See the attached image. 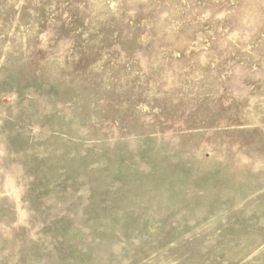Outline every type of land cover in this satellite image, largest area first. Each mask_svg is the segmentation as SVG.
<instances>
[{"label": "rangeland", "instance_id": "rangeland-1", "mask_svg": "<svg viewBox=\"0 0 264 264\" xmlns=\"http://www.w3.org/2000/svg\"><path fill=\"white\" fill-rule=\"evenodd\" d=\"M0 264H264V0H0Z\"/></svg>", "mask_w": 264, "mask_h": 264}]
</instances>
